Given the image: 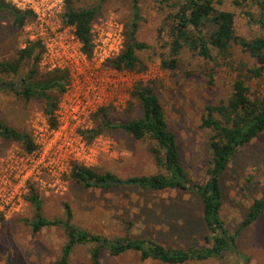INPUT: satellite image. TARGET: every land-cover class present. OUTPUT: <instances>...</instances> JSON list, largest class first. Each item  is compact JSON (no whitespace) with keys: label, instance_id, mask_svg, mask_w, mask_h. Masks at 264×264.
I'll use <instances>...</instances> for the list:
<instances>
[{"label":"rangeland","instance_id":"1","mask_svg":"<svg viewBox=\"0 0 264 264\" xmlns=\"http://www.w3.org/2000/svg\"><path fill=\"white\" fill-rule=\"evenodd\" d=\"M4 1L26 10L11 0ZM231 1L221 0L214 6L234 13L235 34L245 39L261 34L257 1L250 0L242 6ZM132 3V0H70L74 8L99 5L91 24L94 48L89 57L80 54L72 27L62 22L65 0H44V5L39 0L37 13L21 27L12 24L9 12L0 11V61L12 60L17 49L28 40L40 39L44 50L37 66L38 76L54 68L67 69L69 73L64 92H53L58 98L53 111L55 126L49 124L42 100L25 101L7 85L17 83L27 73L28 64H23L16 75L0 73V85H4L0 86V121L29 134L35 144V150L28 153L20 142L0 136V264H92L90 250L94 244L75 245L66 263H61L66 242L63 228L46 226L32 232L33 204L27 199L31 189L38 195L45 217H63L64 204H68L72 222L95 234L112 238L127 233L182 249L208 245L200 202L186 192L90 189L70 177L73 164L91 167L98 173L108 171L121 178L160 170L150 153L149 138L135 139L122 129L112 128L92 139L85 136V131L95 125L94 114L101 107H106V117L116 123L137 117L140 109L131 91L137 83L148 82L163 105L186 172L194 182L203 183L211 134L200 127L203 107L227 97L240 67L255 65L248 54L233 45L229 57L213 52L214 59L210 61L184 49L177 69H163L159 54L165 49L161 47L163 40L158 38L157 29L168 10H160L156 0H137L141 19L135 35L138 41L147 44L146 49L137 51V56L145 68L132 72L110 68L105 62L123 46ZM89 72H95L98 78L93 79ZM98 82H102L99 101L105 97L100 105L93 104L91 95L93 85ZM251 84L254 92L264 94L262 80ZM219 182L220 216L233 232L251 203L264 196V132L237 150ZM158 205L164 206L166 215L163 209L156 211ZM125 221L131 222L128 228ZM235 244L234 253L181 264H264V210L254 222L239 230ZM99 264L166 263L140 260L139 254L132 250L113 256L101 248Z\"/></svg>","mask_w":264,"mask_h":264},{"label":"trees","instance_id":"2","mask_svg":"<svg viewBox=\"0 0 264 264\" xmlns=\"http://www.w3.org/2000/svg\"><path fill=\"white\" fill-rule=\"evenodd\" d=\"M131 19L124 29V43L114 57L106 60V65L117 71H141L145 68L137 51L147 48V44L138 41L136 31L141 19L137 0H132ZM250 0H232L235 6H242ZM260 7L257 20L261 34L251 39L238 37L234 29V13L215 8L221 0H156L160 10L167 9L157 29L158 38L162 39L163 50L159 54L160 66L168 71L175 70L180 64V54L184 49L204 60L214 59V53L221 57H229L230 49L237 45L242 52L254 60V66L240 67L231 81L227 97L203 107L200 127L211 132L207 145L209 151L208 164L203 183L194 182L186 172L180 158L176 137L168 128L164 108L153 88L148 82L137 83L131 91L140 109V114L127 122L116 123L106 116V107H101L94 114L95 125L85 131V136L92 139L105 129H122L135 139L149 138L152 157L160 169L149 175H134L126 178L111 172L98 173L91 167L73 164L70 177L84 188L110 187L135 188L143 192H186L200 202L201 216L208 233L205 239L207 246L187 249L164 246L148 237H131L125 233L121 237H106L92 233L76 226L72 222V210L64 204L63 217L47 218L42 214L41 201L31 189L27 197L33 204L34 217L30 222L32 232L46 226H60L66 234V242L62 248L61 263H66L72 248L81 243H92L90 250L92 264H99L101 248L110 255L117 256L126 251H135L140 260H157L166 264H181L189 260H207L223 257L227 253L237 251L235 240L241 228L254 222L264 210V196L255 199L248 208L238 228L230 232L221 216L222 193L220 176L237 150L253 138L264 132V94L252 90L256 80L264 82V0H255ZM99 5L74 8L70 0H65L61 14L62 22L72 27L73 35L80 44L81 52L89 57L94 44L91 24L97 15ZM0 11H7L12 17V24L23 26L35 15L31 9L22 10L4 0H0ZM252 19L250 14H247ZM44 46L40 39L28 40L23 47L17 49L15 57L10 61H0V73L16 75L23 64H28L27 73L17 83H9L8 87L15 95L25 101L37 98L44 102V114L49 124L55 126L53 111L60 94L66 89L68 70L54 68L46 75L39 77L37 66ZM6 85V86H7ZM0 136L20 142L24 150L31 153L35 144L31 136L25 132L0 121ZM175 203V202H173ZM172 204L169 203L170 207ZM156 211H165L159 206ZM128 228L130 221L124 222Z\"/></svg>","mask_w":264,"mask_h":264},{"label":"built area","instance_id":"3","mask_svg":"<svg viewBox=\"0 0 264 264\" xmlns=\"http://www.w3.org/2000/svg\"><path fill=\"white\" fill-rule=\"evenodd\" d=\"M11 1L14 4H16L17 6L21 7V8L31 9L34 13H37V10H38L37 4H38L39 0H11ZM43 2H44V0H40V5H44ZM73 37H74V35H73ZM77 43L80 46L78 41H77ZM80 54L82 56H85L82 52H80ZM88 75L90 77H92L93 79L94 78H98L97 74L95 72H89ZM95 85L97 86V88L94 87ZM101 85H102V82L95 83L93 85L92 89H91V95H92V97L94 98V101H95L93 104L99 103V105H100V104L103 103V101H105V97L102 98V101H99V99L101 98V96L99 94V90H100V86Z\"/></svg>","mask_w":264,"mask_h":264},{"label":"water","instance_id":"4","mask_svg":"<svg viewBox=\"0 0 264 264\" xmlns=\"http://www.w3.org/2000/svg\"><path fill=\"white\" fill-rule=\"evenodd\" d=\"M0 86L4 87V85H0Z\"/></svg>","mask_w":264,"mask_h":264}]
</instances>
